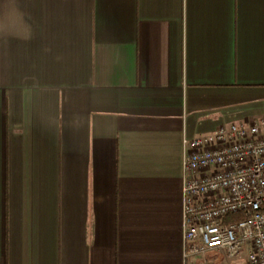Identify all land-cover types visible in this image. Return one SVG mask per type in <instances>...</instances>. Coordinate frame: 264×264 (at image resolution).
Wrapping results in <instances>:
<instances>
[{"label": "crops", "instance_id": "obj_1", "mask_svg": "<svg viewBox=\"0 0 264 264\" xmlns=\"http://www.w3.org/2000/svg\"><path fill=\"white\" fill-rule=\"evenodd\" d=\"M262 116L264 0H0V264H202L184 140Z\"/></svg>", "mask_w": 264, "mask_h": 264}, {"label": "built area", "instance_id": "obj_2", "mask_svg": "<svg viewBox=\"0 0 264 264\" xmlns=\"http://www.w3.org/2000/svg\"><path fill=\"white\" fill-rule=\"evenodd\" d=\"M185 257L264 264V116L184 140Z\"/></svg>", "mask_w": 264, "mask_h": 264}]
</instances>
